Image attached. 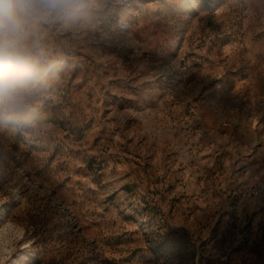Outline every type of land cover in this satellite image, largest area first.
I'll return each mask as SVG.
<instances>
[{"label":"rangeland","instance_id":"obj_1","mask_svg":"<svg viewBox=\"0 0 264 264\" xmlns=\"http://www.w3.org/2000/svg\"><path fill=\"white\" fill-rule=\"evenodd\" d=\"M96 4L0 119V264H264V0Z\"/></svg>","mask_w":264,"mask_h":264},{"label":"clouds","instance_id":"obj_2","mask_svg":"<svg viewBox=\"0 0 264 264\" xmlns=\"http://www.w3.org/2000/svg\"><path fill=\"white\" fill-rule=\"evenodd\" d=\"M96 0H0V119L24 117L42 84L39 25L90 19Z\"/></svg>","mask_w":264,"mask_h":264},{"label":"built area","instance_id":"obj_3","mask_svg":"<svg viewBox=\"0 0 264 264\" xmlns=\"http://www.w3.org/2000/svg\"><path fill=\"white\" fill-rule=\"evenodd\" d=\"M111 6L120 8L121 10H128L131 7L133 0H108ZM249 193L252 196H264V183H257L249 188Z\"/></svg>","mask_w":264,"mask_h":264}]
</instances>
